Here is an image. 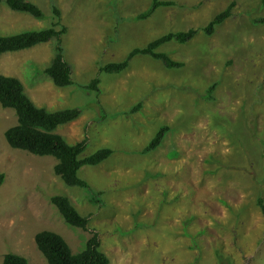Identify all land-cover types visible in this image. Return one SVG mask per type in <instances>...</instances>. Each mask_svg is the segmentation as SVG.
<instances>
[{"label":"rangeland","instance_id":"rangeland-1","mask_svg":"<svg viewBox=\"0 0 264 264\" xmlns=\"http://www.w3.org/2000/svg\"><path fill=\"white\" fill-rule=\"evenodd\" d=\"M45 17L0 6V36L41 31L60 22L74 85L57 88L45 75L56 41L0 57V75L19 79L36 106L81 109L58 129L70 145L88 142L82 158L114 153L79 177L98 196L56 176L57 160L13 149L6 132L16 112L0 105V264L7 254L48 264L37 234L62 236L77 254L99 236L111 264H264V0H27ZM237 1L209 37L202 30ZM54 7L61 18L54 15ZM60 29V27H57ZM200 30L188 44L159 49L180 69L138 56L120 75L100 74L171 33ZM100 78V93L82 87ZM215 86L212 101L207 97ZM136 113L131 111L139 105ZM165 127L156 151H143ZM64 196L87 230L66 224L51 198Z\"/></svg>","mask_w":264,"mask_h":264},{"label":"trees","instance_id":"trees-1","mask_svg":"<svg viewBox=\"0 0 264 264\" xmlns=\"http://www.w3.org/2000/svg\"><path fill=\"white\" fill-rule=\"evenodd\" d=\"M5 5L11 11L29 15L37 20H43L45 15L39 6L27 0H0V6ZM177 6L175 2L155 0L152 9L139 16V20L150 18L158 9L162 7ZM237 7V1L233 2L226 11L219 14L202 32L211 37L216 33L219 26L223 25L232 15ZM54 15L61 18V12L54 7ZM255 23L264 24V19ZM60 27V29H57ZM200 30H190L188 32L171 33L153 43L145 49L134 50L127 60L121 63L109 64L100 69V74L120 75L127 71L130 63L138 56H145L160 61L167 69H180L185 64L176 62L165 53H160L159 49L164 45L175 42L181 45L193 41ZM68 30L61 26L60 22L54 27L41 31L23 32L11 36H0V57L34 49L38 46L56 41L55 57L51 66L45 70L53 84L57 88H67L73 86V69L66 62L64 57L63 37ZM101 80L95 79L90 85L82 87L87 91L100 93ZM213 86L207 97L213 100ZM0 105L4 109H11L16 112L18 118L17 126L6 132L8 144L16 150L24 151L38 157H51L57 160L55 174L63 183L71 188L79 187L88 190L93 194V199L99 202L97 195L93 192L88 183L80 179L79 172L85 166H99L106 162L113 155L111 149H103L92 156L82 158L87 149L86 141L76 145H70L67 140L58 133V129L65 125L76 122L83 112L81 109H67L57 112H50L45 108H39L26 93L24 84L17 78L0 75ZM142 107L140 104L131 113H136ZM170 129L163 128L143 151L148 155L161 147ZM6 182V175L0 173V188ZM51 203L58 208L67 225L72 228L87 230L90 218L83 217L74 207L71 200L64 196L51 198ZM264 211V202H259ZM38 250L47 260L48 264H111L110 259L101 251L99 236L95 235L86 245V249L75 254L66 240L57 233L44 231L36 236ZM3 264H30L29 260L16 254H7Z\"/></svg>","mask_w":264,"mask_h":264}]
</instances>
